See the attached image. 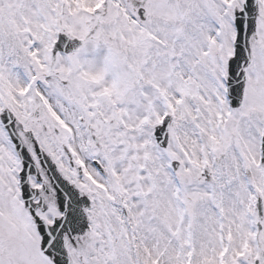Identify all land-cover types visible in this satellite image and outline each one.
I'll return each instance as SVG.
<instances>
[{
  "label": "snow or ice",
  "instance_id": "6c2138e0",
  "mask_svg": "<svg viewBox=\"0 0 264 264\" xmlns=\"http://www.w3.org/2000/svg\"><path fill=\"white\" fill-rule=\"evenodd\" d=\"M0 264H264V0H0Z\"/></svg>",
  "mask_w": 264,
  "mask_h": 264
}]
</instances>
